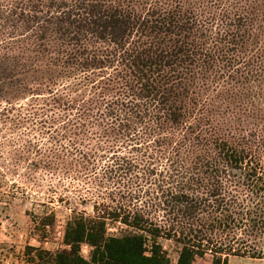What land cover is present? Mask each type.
Here are the masks:
<instances>
[{
	"label": "trees",
	"instance_id": "1",
	"mask_svg": "<svg viewBox=\"0 0 264 264\" xmlns=\"http://www.w3.org/2000/svg\"><path fill=\"white\" fill-rule=\"evenodd\" d=\"M3 101L104 200L33 264L264 257V0H0Z\"/></svg>",
	"mask_w": 264,
	"mask_h": 264
},
{
	"label": "rangeland",
	"instance_id": "2",
	"mask_svg": "<svg viewBox=\"0 0 264 264\" xmlns=\"http://www.w3.org/2000/svg\"><path fill=\"white\" fill-rule=\"evenodd\" d=\"M20 102L15 107L29 100ZM6 106L0 102V264H33L38 254L34 248L52 254L69 248L64 244L67 222L77 213L94 215L95 201L104 200L93 195L98 187L84 180L81 168L71 170L72 177L54 168L55 141L49 129L41 130L34 119L15 124L18 111L7 112ZM128 229L107 220L109 234L122 235ZM159 242L175 264L181 247L166 238ZM91 250L83 244L81 254L89 259ZM212 258L206 253L193 264H212ZM228 264H264V257L230 256Z\"/></svg>",
	"mask_w": 264,
	"mask_h": 264
}]
</instances>
